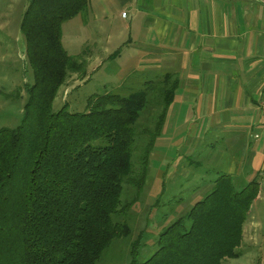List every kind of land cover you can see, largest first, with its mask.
<instances>
[{"label":"trees","instance_id":"obj_1","mask_svg":"<svg viewBox=\"0 0 264 264\" xmlns=\"http://www.w3.org/2000/svg\"><path fill=\"white\" fill-rule=\"evenodd\" d=\"M19 25L33 83L21 124L0 130V264H97L113 240L127 238L121 215L123 184L140 190L149 155L177 87L169 75L143 81L128 96L91 97L81 113L54 112L57 91L81 59L61 44V25L85 14L89 0H28ZM81 60V61H80ZM152 127L139 126L153 108ZM147 126V125H146ZM142 148L141 165L132 156ZM258 186L240 191L220 176L208 194L158 233L156 252L128 264H222L237 259ZM121 206V207H120Z\"/></svg>","mask_w":264,"mask_h":264},{"label":"crops","instance_id":"obj_2","mask_svg":"<svg viewBox=\"0 0 264 264\" xmlns=\"http://www.w3.org/2000/svg\"><path fill=\"white\" fill-rule=\"evenodd\" d=\"M0 1H11L5 18L29 3ZM60 40L64 50V41L74 50L91 45L83 56L90 67L116 61L143 81L176 80L142 187L157 197L163 179L181 176L203 182L204 194L220 176L235 191L255 181L242 243H264V0H89L85 14L61 25Z\"/></svg>","mask_w":264,"mask_h":264},{"label":"rangeland","instance_id":"obj_3","mask_svg":"<svg viewBox=\"0 0 264 264\" xmlns=\"http://www.w3.org/2000/svg\"><path fill=\"white\" fill-rule=\"evenodd\" d=\"M9 6H11V1H0L1 17L5 18L7 14L11 13L8 9ZM24 11L23 8L18 9L17 13L14 12L5 19L0 18L4 29L0 30V130H13L21 124L23 106L27 98L25 89L33 83V72L26 59L25 41H23V36L18 28ZM72 23L75 22H69L67 25H72ZM66 29V35L73 31L71 26H67ZM75 35L78 36L77 31H75ZM64 43L65 53L69 56L74 57L82 52L80 57L82 61H80L83 63L81 70L84 74L82 76L72 74L63 87L57 91V97L51 105L54 112L64 107L70 114L81 113L85 110L91 97L102 96L105 93L125 97L143 88V78L140 74L132 72L133 65L119 69L117 62L114 61L101 64L98 68L90 67L87 65L89 61L83 56L93 53L91 45L84 44L81 49L74 50L67 41ZM152 81L153 83L157 82L153 79ZM160 110V107L153 108L150 115L141 118L138 125L151 129V117L158 114ZM141 154L142 148L138 146V151L131 155L135 171L136 169L139 171ZM149 166L148 162L147 167L149 168ZM163 174L165 175V173ZM163 181L166 183L160 188L162 191L157 194V197L149 195L150 193L142 187L143 185L137 191L123 184V192L120 195L122 213L120 216L113 217V223H126L130 234L127 238L113 240L99 261L96 262L97 264H128L131 258L130 248L137 240L138 234H141V237L135 248V258L136 262H144L157 250L155 242L158 233L163 228L170 226L174 222L172 220L184 217L198 202L194 200L201 198L200 201L208 194L203 193L205 190L203 182L198 180L186 181L181 176L172 180V183H169L167 179H163ZM199 187L201 190L196 191ZM175 214H177V218ZM262 228L264 234V221ZM242 244L244 247L238 250L240 257L224 260L222 264H261L259 247L262 248L264 243L257 242L251 247L247 246L245 242Z\"/></svg>","mask_w":264,"mask_h":264},{"label":"built area","instance_id":"obj_4","mask_svg":"<svg viewBox=\"0 0 264 264\" xmlns=\"http://www.w3.org/2000/svg\"><path fill=\"white\" fill-rule=\"evenodd\" d=\"M125 13H122L121 14V17L122 18H125ZM258 108H259V111H261L262 114H264V97H262L258 103Z\"/></svg>","mask_w":264,"mask_h":264}]
</instances>
